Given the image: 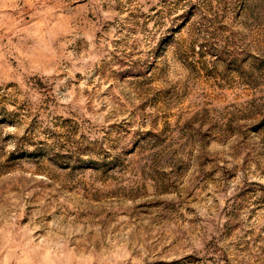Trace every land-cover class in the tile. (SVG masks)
I'll return each instance as SVG.
<instances>
[{
    "label": "rangeland",
    "instance_id": "374dc122",
    "mask_svg": "<svg viewBox=\"0 0 264 264\" xmlns=\"http://www.w3.org/2000/svg\"><path fill=\"white\" fill-rule=\"evenodd\" d=\"M0 264H264V0H0Z\"/></svg>",
    "mask_w": 264,
    "mask_h": 264
}]
</instances>
